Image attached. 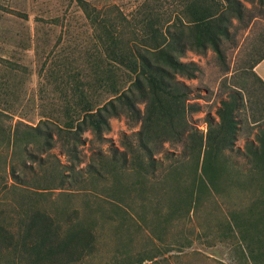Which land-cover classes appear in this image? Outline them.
Wrapping results in <instances>:
<instances>
[{"label":"rangeland","instance_id":"obj_1","mask_svg":"<svg viewBox=\"0 0 264 264\" xmlns=\"http://www.w3.org/2000/svg\"><path fill=\"white\" fill-rule=\"evenodd\" d=\"M84 1L98 9L109 8L110 17L118 10L131 20L141 17L153 21L168 12H179L182 2ZM243 3L250 10L247 16L253 18L246 23L233 22L228 38L222 40L220 57L206 49L187 51L179 58L197 68L194 79L184 80L193 90L190 103L199 106V111L187 115L194 132L204 135L207 120H218L220 102L235 88L243 89L244 106L235 114L238 129L234 148L220 158L241 170L247 167L243 156L246 143L254 142L264 131V87L252 74V67L264 56V16L255 4ZM15 11L27 19H17ZM95 36L77 0H0V59L10 61L9 67L0 61V109H8L5 113L12 116L3 118L6 127L20 121L56 133L70 119L75 121L77 102L83 96L91 102L109 97V88L95 85L100 77L95 73ZM113 71L119 83L126 79L121 69ZM137 106L143 110V104ZM109 124L110 130L101 138L89 130L80 134L77 160L62 152L60 142L50 150L33 143L28 146L32 158L23 169L24 157H19L23 147L16 149L13 164L19 175L28 178H59L52 174L51 162L69 163L76 172L82 170L79 187L48 189L42 196L32 190L5 188L12 184L6 173L11 150L0 133V225L14 232L15 246L0 245V264H32V257L22 248L24 230L19 225L18 204L25 196L52 215L61 239L71 233L78 235L66 254L42 264H254L234 220L249 218L253 196L247 189L253 187L251 184L241 186V182L219 179L216 189L207 183L191 188L192 176L187 174L176 176L175 181H164L158 175L151 182L136 176L124 180L110 163L116 153L130 156L128 144L138 150L134 134L140 124L125 116L113 117ZM181 151V144L165 143L156 158L166 167L182 159ZM166 154L172 156L166 158ZM92 167L95 175L88 173ZM192 167L188 165L185 172ZM256 167V200L264 201V169ZM58 169L62 174L70 173ZM44 185L49 184L41 183ZM261 204L256 209V242L264 243Z\"/></svg>","mask_w":264,"mask_h":264},{"label":"trees","instance_id":"obj_2","mask_svg":"<svg viewBox=\"0 0 264 264\" xmlns=\"http://www.w3.org/2000/svg\"><path fill=\"white\" fill-rule=\"evenodd\" d=\"M243 2L255 4L264 16V0H182L179 12H168L155 21L141 17L131 20L118 10L114 17H110L109 8L98 9L84 0H77V6L96 31L95 73H99L100 77H96L95 85L109 88L110 95L97 102L83 96L77 102L79 109L75 113V121L70 119L63 128H57L56 133L20 121L6 127L3 118L12 119V116L5 113L8 109H0V133L5 137V146L11 150L6 173L12 184H6L5 188L32 190L42 196L40 194L48 189L72 190L79 187L83 182L82 170L76 172L69 163H50L52 174L60 179H52L50 175L41 178L19 175L13 164L16 149L23 147L19 156L24 157L23 169L28 167L26 160L32 158L28 146L33 143L50 150L60 142L62 152L68 154L70 159L77 160L76 146L81 133L89 130L101 138L103 132L110 130L111 118L125 116L140 124L134 134L138 150L134 151L128 144L130 156L127 153L114 154L110 166L114 172L117 171L115 174L119 173L124 180L127 176H136L150 182L157 175L164 181H175L176 176L187 174L192 176L191 188L197 187V183L200 186L207 183L216 189L219 179L233 184L241 182V186L251 184L253 187L247 189L253 196L247 210L249 218L234 220L238 224L247 256L254 264H264V243L256 242V209L264 203L256 200V166L262 165L264 169V131L258 134L254 142H247L243 149V156L247 159L246 168L241 170L236 164L222 162L220 158L226 155L225 152L234 148L238 129L235 114L244 106L243 89L235 88L227 99L220 102L216 111L218 120H207L204 135L194 132L188 125L187 115L199 111V106L190 103L193 90L184 80L194 79L197 68L192 63L179 60L187 51L203 52L206 49H211L220 57L222 40L228 38L233 22L246 23L253 18V15L247 16L250 10ZM13 15L19 20L27 19L24 13L16 12ZM0 61L9 67L10 61ZM112 69H121L126 79L119 83ZM252 74L264 87L254 71ZM138 104H143V110L138 108ZM11 108L12 112L14 109ZM67 111L64 110L65 114ZM165 143L182 145V159L168 163L166 167L156 158L157 154L162 153ZM169 156L172 155L166 154L164 157ZM188 165L193 167L187 173L185 169ZM58 168L66 169L70 176L62 174ZM88 171L90 175L96 174L93 167ZM41 183L49 185L41 186ZM18 206L19 225L24 230L22 248L32 257V264H42L69 251L77 233L61 239L52 215L39 209L38 203L30 196L23 197ZM13 240L14 232L0 225V245L15 248Z\"/></svg>","mask_w":264,"mask_h":264},{"label":"crops","instance_id":"obj_3","mask_svg":"<svg viewBox=\"0 0 264 264\" xmlns=\"http://www.w3.org/2000/svg\"><path fill=\"white\" fill-rule=\"evenodd\" d=\"M253 71L256 76L264 83V58L254 66Z\"/></svg>","mask_w":264,"mask_h":264}]
</instances>
